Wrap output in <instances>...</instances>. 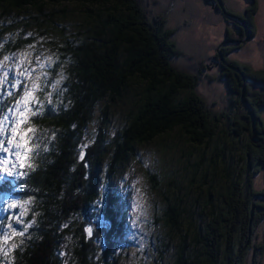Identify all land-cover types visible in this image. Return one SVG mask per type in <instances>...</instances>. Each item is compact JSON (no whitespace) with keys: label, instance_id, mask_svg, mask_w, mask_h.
<instances>
[{"label":"trees","instance_id":"obj_1","mask_svg":"<svg viewBox=\"0 0 264 264\" xmlns=\"http://www.w3.org/2000/svg\"><path fill=\"white\" fill-rule=\"evenodd\" d=\"M70 3L88 6V13L97 8L78 31L58 26L56 12L45 11ZM6 6L8 11L36 9L31 23L46 26L55 54L35 100L26 101L31 110L27 138L16 134L25 144L29 140L26 157L16 173L0 177V264H117L110 233L121 229L124 215L121 198L111 188L103 204H96L102 178H111L137 144L176 129L201 151L191 164L196 169L192 183L203 193L193 201L166 196L170 237L165 245L175 244L177 253L172 264H247L264 219V200L252 210L254 197L264 193L254 187V177L264 172V68L230 59L232 47L221 49L223 59L217 52L220 76L236 99L232 110L214 111L198 92L209 66L197 60L196 71L177 67L183 51L173 40L175 30L140 0H0V9ZM256 12L257 1L251 0L244 11L232 14L254 32ZM238 27L235 39H242L246 31ZM244 85L257 116L255 129L243 102ZM25 92L14 90L11 103L23 100ZM131 95L136 101L125 126L108 138L112 106ZM98 112V129L82 151ZM215 139L218 145L209 155L206 149ZM206 159L209 166L199 181L197 171ZM151 175L152 188L160 190L164 179ZM97 216L108 220L109 232L98 233ZM91 224L97 229L94 235L88 231ZM256 247L264 250V241Z\"/></svg>","mask_w":264,"mask_h":264},{"label":"rangeland","instance_id":"obj_2","mask_svg":"<svg viewBox=\"0 0 264 264\" xmlns=\"http://www.w3.org/2000/svg\"><path fill=\"white\" fill-rule=\"evenodd\" d=\"M256 1L255 31L250 33L249 37V32L243 24L230 13L244 11L251 0H221V2L220 0H140L151 14L163 16L167 25L175 30L173 40L183 51V55L175 60L177 67L196 71L197 67H194L193 62L197 60H203L209 66V70L199 83L198 92L214 111L232 110L236 99L220 76V64L215 59L219 49L232 47L229 51L230 59L247 63L255 69L264 68V0ZM87 7L70 3L59 7L49 6L45 11L56 12L55 22L58 26L78 31L85 17L88 18L91 12L97 10L92 6L88 13ZM61 8H65L67 13H63ZM36 14L37 10L34 8L8 11L6 6L0 9V149H7L6 152L0 150V177L16 173L24 161L22 156L26 157L29 140L25 144L16 134L19 132L20 137L27 138L25 127L31 125V110L26 101L35 100L34 92L40 89L43 79L49 77L48 69L55 54L52 37L51 35L49 37L45 31L46 26H42L44 29H41L31 23ZM237 25L246 30L247 34L245 33L246 36L242 39L247 40L237 45H229L233 39H238H235L240 31ZM229 35L234 36L229 38ZM7 43L11 46L15 44L18 48L15 50L6 48ZM63 76L62 73L60 79L55 82L57 88L62 83ZM18 88H26L29 93L27 97L21 96L24 101L18 99L17 102L11 103L13 91ZM134 100L135 96L131 95L112 106L107 127L108 138L125 126ZM17 104L19 106L15 107ZM99 114L100 112L88 128L81 145L82 151L93 140L98 129ZM262 117L264 120V109ZM218 139L222 145L224 140ZM216 145L218 144L215 139L206 149L209 155ZM191 150H194L195 154L193 153L189 160L188 154ZM200 155V149L189 144L184 134L176 129L173 133L165 134L149 143L137 144L135 153L131 154L128 161L111 178L103 176L100 187L101 197L96 200V204L98 206L103 204L106 200L105 194L111 188L121 198V212L124 215L121 229L110 233V238L113 239L112 251L117 264L174 262L177 255L175 244L165 245L170 237V229L165 225L164 219V212L167 209L166 196L171 199L182 196L186 201H193L203 193L196 184L192 183V175L195 176L193 172L195 173L196 169L191 162L195 163ZM107 161L108 159L105 164ZM207 166L209 160L206 159L203 169L197 171L199 181ZM151 173H156L164 179L160 190L152 188ZM175 180L177 183L173 184ZM211 183L210 180L207 183L209 188ZM208 186L204 189V193ZM254 187L257 190L264 188L263 171L254 177ZM1 220L2 216H0ZM94 222L100 234L107 233L111 229L110 223L103 216H97ZM90 229L91 234L94 235L96 227L91 224ZM255 233L254 246L247 256V264H264V250L256 247L258 243L264 241V219L259 223ZM172 235L177 242L179 239L177 234Z\"/></svg>","mask_w":264,"mask_h":264},{"label":"water","instance_id":"obj_3","mask_svg":"<svg viewBox=\"0 0 264 264\" xmlns=\"http://www.w3.org/2000/svg\"><path fill=\"white\" fill-rule=\"evenodd\" d=\"M220 2H221V0H220ZM231 15H233L232 13H230ZM235 16V15H234ZM236 18H238L237 20H239V22L240 23H242L243 24V26H244V28L249 32V37H250V33L252 34V30L250 29V27H248V25L241 19V18H239L238 16H235ZM245 30V31H246ZM247 34V33H246ZM246 36V35H245ZM247 40V39H246ZM246 40H243L242 39V41H238V40H234L233 39V41L231 42V44H229V45H237V44H239L240 42H245ZM231 40H229V42H230ZM219 51V53H220V55H221V58L223 59V55H222V51H221V49H219L218 50ZM242 98H243V102H244V105H245V107L247 108V110L249 111V113H250V115H251V117H252V122H253V127H254V129H255V126H256V123H257V116H256V114H255V112L253 111V109H252V106L250 105V103H249V101L246 99V97H245V85L243 86V94H242ZM260 200H264V193H258L255 197H254V199H253V205H252V210H253V212H254V209H255V203L257 202V201H260Z\"/></svg>","mask_w":264,"mask_h":264},{"label":"snow or ice","instance_id":"obj_4","mask_svg":"<svg viewBox=\"0 0 264 264\" xmlns=\"http://www.w3.org/2000/svg\"><path fill=\"white\" fill-rule=\"evenodd\" d=\"M5 59H7V57H5ZM15 86V85H14ZM35 87V86H34ZM27 95H28V93L27 92H25V97H27ZM19 105L17 104L15 107H18ZM9 111H11V109L9 110ZM6 119V118H5ZM31 131V130H30ZM17 147H19L18 145H17ZM0 150H3V151H7V149L6 148H4V149H0ZM83 157H81V159H82ZM88 231H89V234H91V229H88ZM22 234V233H21Z\"/></svg>","mask_w":264,"mask_h":264}]
</instances>
